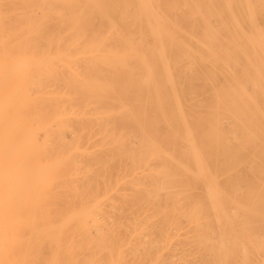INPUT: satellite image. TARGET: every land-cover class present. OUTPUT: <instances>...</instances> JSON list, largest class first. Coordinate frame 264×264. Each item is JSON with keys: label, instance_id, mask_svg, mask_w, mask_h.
Returning <instances> with one entry per match:
<instances>
[{"label": "rangeland", "instance_id": "obj_1", "mask_svg": "<svg viewBox=\"0 0 264 264\" xmlns=\"http://www.w3.org/2000/svg\"><path fill=\"white\" fill-rule=\"evenodd\" d=\"M139 1L0 0V264H264V0Z\"/></svg>", "mask_w": 264, "mask_h": 264}, {"label": "bare ground", "instance_id": "obj_2", "mask_svg": "<svg viewBox=\"0 0 264 264\" xmlns=\"http://www.w3.org/2000/svg\"><path fill=\"white\" fill-rule=\"evenodd\" d=\"M9 1H11V0H9ZM60 1H64V0H60ZM137 6H138V10H136L135 12H132V14L129 13L128 16L130 18H132V19L134 18V22L133 23H135V25L139 28V30L141 32L144 31V33H142L141 36H140L141 41H148V42L154 41L155 42V40H158L159 42H162V43L163 42L164 43L169 42L170 32H172L171 31L172 28L174 26H176V28H178V27H181L183 24H185L182 21L183 19L181 17H179V16L175 17L173 15V13L171 11L172 7H173V0H140ZM197 11H198V8H197ZM199 13H200V11H199ZM108 15H109V18H110L112 24L117 26L118 24H117L116 20L114 19L113 14L108 13ZM198 15H201V14H198ZM123 18H124V16H123ZM116 30L118 31L119 29H116ZM128 36H130V35H128ZM132 36H135V35H132ZM137 37H139V36H137ZM159 45H161V44H159ZM6 103H7V101H6ZM18 122H20V118L18 119ZM17 126H18L17 129H18V128H21L22 126H24V124H19ZM29 134H31V133H28V135ZM31 136H29V138H27V140H30ZM6 138H7V135H6Z\"/></svg>", "mask_w": 264, "mask_h": 264}]
</instances>
